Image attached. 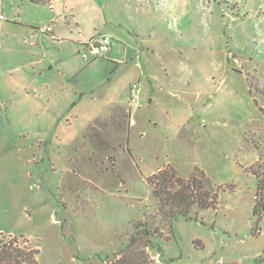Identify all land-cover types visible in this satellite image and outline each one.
I'll list each match as a JSON object with an SVG mask.
<instances>
[{
    "label": "rangeland",
    "instance_id": "374dc122",
    "mask_svg": "<svg viewBox=\"0 0 264 264\" xmlns=\"http://www.w3.org/2000/svg\"><path fill=\"white\" fill-rule=\"evenodd\" d=\"M96 2L119 18L81 21L112 35L101 57L41 32L48 4L0 0V238L38 264L132 238L158 264H264V0ZM176 192L208 207L171 218Z\"/></svg>",
    "mask_w": 264,
    "mask_h": 264
},
{
    "label": "trees",
    "instance_id": "16d2710c",
    "mask_svg": "<svg viewBox=\"0 0 264 264\" xmlns=\"http://www.w3.org/2000/svg\"><path fill=\"white\" fill-rule=\"evenodd\" d=\"M255 173L258 177V191L256 196L257 201L255 203L254 210L257 211L259 209L264 208V173H260L259 171H255ZM196 186L198 189H201L199 185ZM196 192V195H200L201 198L203 197V191L200 192L199 190ZM174 193L172 194L173 198H177L176 195H178V199H180V205H178V209L174 210V212L171 214V218H173L176 214L185 215L190 209V207L193 206L195 203H198L201 208L208 207L205 206L201 198H197V201L194 202L193 200L189 199L188 194H178L177 192V194ZM143 230L145 231L146 239L148 241L150 235L152 234L149 232L148 228H144ZM135 241L136 239L134 238L130 239L129 243H127L126 246L119 251V258H114L111 264H158L154 259L149 256V254L145 251L143 247H135ZM144 246H147V244L145 243ZM38 253L39 249L31 246L29 242L23 238V236H20L19 238H0V264H38ZM160 264L166 263L164 262Z\"/></svg>",
    "mask_w": 264,
    "mask_h": 264
},
{
    "label": "crops",
    "instance_id": "0c3cea01",
    "mask_svg": "<svg viewBox=\"0 0 264 264\" xmlns=\"http://www.w3.org/2000/svg\"><path fill=\"white\" fill-rule=\"evenodd\" d=\"M28 1L30 3H36V4L39 3L48 4V9H49L48 18L49 21L53 23V27L49 26L51 28V31L48 33H50L52 39L71 41L81 46L86 45L90 39L94 38L93 36L96 33L95 29L87 30L85 32L82 31V29L80 28L81 21L89 22L90 20L92 24L98 22L100 25H102L103 23L114 24V22L118 21L119 19L118 17L117 19L111 15H106L105 13L101 14V12H99L100 9L99 4L96 2V0H28ZM94 11H97L98 13L97 12L93 13L94 16H92V12ZM116 31L117 29H114L113 31H111V34H114ZM128 33L129 31L127 30L119 34L116 32L115 34H117L119 38L126 40V42H128L129 41L128 37L125 36L128 35ZM101 35H107L110 38L112 37V35H109V33H102ZM128 46L130 45L124 46V50ZM112 49L113 48L111 41V51ZM108 52H110V50ZM111 61L113 63L118 62L115 59H111ZM113 103H119L123 106H127L130 104L127 102L126 103L112 102V104Z\"/></svg>",
    "mask_w": 264,
    "mask_h": 264
},
{
    "label": "built area",
    "instance_id": "2783aa9c",
    "mask_svg": "<svg viewBox=\"0 0 264 264\" xmlns=\"http://www.w3.org/2000/svg\"><path fill=\"white\" fill-rule=\"evenodd\" d=\"M42 32H50L51 28L49 26H43L40 29ZM87 46L90 54L95 55L96 57L104 56L111 47V38L107 35H99L98 37H94L87 42ZM131 99L136 100L138 98V85L134 83L131 88Z\"/></svg>",
    "mask_w": 264,
    "mask_h": 264
}]
</instances>
